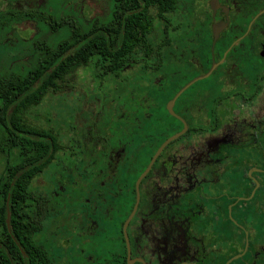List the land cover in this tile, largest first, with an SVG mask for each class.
Masks as SVG:
<instances>
[{
	"label": "flooded vegetation",
	"instance_id": "flooded-vegetation-1",
	"mask_svg": "<svg viewBox=\"0 0 264 264\" xmlns=\"http://www.w3.org/2000/svg\"><path fill=\"white\" fill-rule=\"evenodd\" d=\"M203 1L166 13L149 67L95 87L84 177L47 197L62 212L51 245L37 242L51 264H264V19L236 18L264 0H219L215 13L208 0L205 15ZM81 144L62 151L72 166Z\"/></svg>",
	"mask_w": 264,
	"mask_h": 264
},
{
	"label": "trees",
	"instance_id": "trees-1",
	"mask_svg": "<svg viewBox=\"0 0 264 264\" xmlns=\"http://www.w3.org/2000/svg\"><path fill=\"white\" fill-rule=\"evenodd\" d=\"M110 2L107 21L71 18L56 9L47 12L42 5L0 12V37L22 20H35L46 29L32 39L28 66L0 71V156L5 163L0 173V264H51L36 240L49 200L31 185L70 144H63L54 129L32 120L40 118L37 107L51 94L69 92L71 78L79 71L91 70L95 84L108 89L119 83L124 69L141 63L149 67V36L164 26L166 13L174 11L179 0ZM263 8L253 6L236 18L249 22ZM263 19L264 14L257 21ZM50 34L58 37L56 43L50 42ZM163 40L155 52L165 50ZM140 50L144 57L137 56Z\"/></svg>",
	"mask_w": 264,
	"mask_h": 264
},
{
	"label": "rangeland",
	"instance_id": "rangeland-1",
	"mask_svg": "<svg viewBox=\"0 0 264 264\" xmlns=\"http://www.w3.org/2000/svg\"><path fill=\"white\" fill-rule=\"evenodd\" d=\"M203 2L205 6L208 0ZM40 4L47 12L56 9L59 14L63 12L71 18H81L86 21L97 18L107 21L111 8L110 0H0V12L35 8ZM204 6H200L198 10L204 12L205 15L207 8ZM162 27V25L156 27L154 33L149 36L148 42L153 50L152 55L149 57V63L154 62L153 57L156 53L154 50L164 41ZM45 31L46 29L43 28L42 24L37 23L35 20L28 19L14 22L10 27V31L0 37V71L7 69L21 70L23 67L28 66L31 58L32 39L37 38ZM48 38L51 43H56L58 40V37L51 34ZM5 41H7V44L3 45ZM163 51L164 47L160 49V52ZM137 56L144 57V52L140 50ZM140 68L146 67L141 63L138 69ZM158 68V73H164V58L158 61ZM92 75L91 70L79 71L71 78L73 88L69 92L47 96L37 107V112L41 114L40 118L32 117V120L40 127L54 129L63 144L69 145L74 137L82 142L76 154L77 157H73V160L76 161V168L65 160L61 151L58 162L51 165L32 183L31 190L33 192L48 197L51 201H55L57 193L61 191V181L65 178L68 181L72 180L75 169L80 177H84V132L87 131L91 119L96 118L97 115L99 116L95 112L102 97L101 93L95 90L97 83L95 84L92 80ZM103 89L106 90V84H103ZM4 165V160L0 156V173L4 169ZM68 195L69 191H67L66 196ZM58 212H61L59 207L52 208L49 206V213L43 222V230L37 242L46 246L51 245V234L56 225Z\"/></svg>",
	"mask_w": 264,
	"mask_h": 264
},
{
	"label": "water",
	"instance_id": "water-1",
	"mask_svg": "<svg viewBox=\"0 0 264 264\" xmlns=\"http://www.w3.org/2000/svg\"><path fill=\"white\" fill-rule=\"evenodd\" d=\"M209 5H210V7L212 8V10H213V13H215V11H216V9L218 8V7H221L220 5H219V0H210L209 1ZM262 14H264V9L262 10V11H260L259 13H257L254 17H253V19L251 20V23H250V26H251V24L257 19V18H259ZM250 26H249V28H250ZM248 28V29H249ZM213 35H214V42L217 40V38H218V36H219V30H218V28L216 27V26H213ZM230 50V48L227 50V51H229ZM225 55H226V53H225ZM225 57V56H224ZM215 68V65H213L212 66V68L209 70V72L207 73V74H205V75H203V76H200V77H197V78H195L194 80H192L191 82H189L183 89H181L177 94H176V96L174 97V100L186 89V88H188L191 84H193L194 82H196V81H198V80H201V79H204V78H206V77H208L209 76V74L212 72V70ZM180 134H176V135H174V136H172V137H170L168 140H166L165 142H164V144L161 146V148L158 150V152H157V154L154 156V158H153V160L151 161V163H150V165H149V167H148V169H147V171L150 169V167H151V165L153 164V162H154V160H155V158L159 155V153L163 150V148L168 144V143H170L172 140H174V139H176L178 136H179ZM146 171V172H147ZM146 172L144 173V175L146 174ZM143 175V176H144Z\"/></svg>",
	"mask_w": 264,
	"mask_h": 264
}]
</instances>
